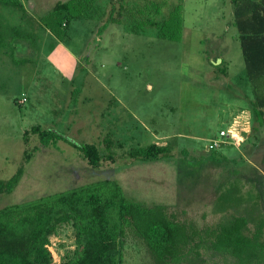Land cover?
Masks as SVG:
<instances>
[{
	"label": "rangeland",
	"instance_id": "1",
	"mask_svg": "<svg viewBox=\"0 0 264 264\" xmlns=\"http://www.w3.org/2000/svg\"><path fill=\"white\" fill-rule=\"evenodd\" d=\"M20 1L23 10L0 8V180L21 170L12 189L0 193V207L109 179L126 198L163 205L197 228L250 207L264 219V108L259 123L230 0ZM56 2L73 16L64 31L51 24ZM83 18L89 30L79 26ZM33 125L66 139L40 146ZM67 140L93 143L99 166H89ZM151 143L166 144L170 155H128ZM212 151L224 158L210 159ZM230 186L239 201L218 198ZM73 233L70 221L55 226L51 264L71 255ZM122 257L123 264H164L129 229ZM177 264L238 263L199 249Z\"/></svg>",
	"mask_w": 264,
	"mask_h": 264
},
{
	"label": "trees",
	"instance_id": "2",
	"mask_svg": "<svg viewBox=\"0 0 264 264\" xmlns=\"http://www.w3.org/2000/svg\"><path fill=\"white\" fill-rule=\"evenodd\" d=\"M230 2L244 74L255 97L252 111L260 123V108H264V0ZM1 7L23 10L20 0H0ZM64 9L66 5L56 2L49 12L51 24L63 31L73 17ZM59 12L63 13L58 17ZM170 20L172 16L168 17L166 28L170 27ZM29 132L36 134L40 146L56 147L58 139H66L57 131L38 125L31 126ZM67 141L89 166H99L101 154L93 143ZM36 148L24 153V161ZM128 155L153 161L170 153L166 144L151 143L130 149ZM208 157L224 158L213 151ZM105 158L112 160L110 155ZM20 172L19 168L5 181L0 180V193L12 189ZM235 191L230 186L218 198L237 202L240 198L233 196ZM68 221L73 226L75 247L58 264H123L122 239L127 229L141 239L157 263L177 264L187 254L198 256L199 249L228 254L238 264L264 262V219L255 207L246 209L244 214L230 215L214 227L197 228L190 221L175 219L163 205H143L126 198L117 182L101 179L0 207V264H51L48 236L56 225Z\"/></svg>",
	"mask_w": 264,
	"mask_h": 264
},
{
	"label": "built area",
	"instance_id": "3",
	"mask_svg": "<svg viewBox=\"0 0 264 264\" xmlns=\"http://www.w3.org/2000/svg\"><path fill=\"white\" fill-rule=\"evenodd\" d=\"M231 128H228V129H225V130H220L219 131V133H218V138L220 139V138H227L229 135H230V133H231V130H230ZM216 141L217 140H213V143H216ZM213 143H211V144H208L207 145V147H209V148H212L213 147Z\"/></svg>",
	"mask_w": 264,
	"mask_h": 264
},
{
	"label": "crops",
	"instance_id": "4",
	"mask_svg": "<svg viewBox=\"0 0 264 264\" xmlns=\"http://www.w3.org/2000/svg\"><path fill=\"white\" fill-rule=\"evenodd\" d=\"M79 21V26H83L84 28H86V29H88L89 30V28H90V24H89V21H90V19H80V20H78ZM61 44V43H60ZM63 44H65V43H63ZM63 44H61V46L62 47H64V48H66ZM67 49V48H66ZM69 53H73V52H71V51H68ZM74 54V53H73ZM72 54V55H73Z\"/></svg>",
	"mask_w": 264,
	"mask_h": 264
},
{
	"label": "water",
	"instance_id": "5",
	"mask_svg": "<svg viewBox=\"0 0 264 264\" xmlns=\"http://www.w3.org/2000/svg\"><path fill=\"white\" fill-rule=\"evenodd\" d=\"M217 61V60H216ZM218 62V61H217Z\"/></svg>",
	"mask_w": 264,
	"mask_h": 264
}]
</instances>
